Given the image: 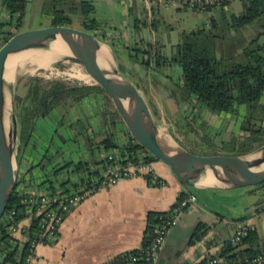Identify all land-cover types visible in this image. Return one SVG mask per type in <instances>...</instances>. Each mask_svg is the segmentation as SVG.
<instances>
[{"label": "trees", "instance_id": "trees-1", "mask_svg": "<svg viewBox=\"0 0 264 264\" xmlns=\"http://www.w3.org/2000/svg\"><path fill=\"white\" fill-rule=\"evenodd\" d=\"M49 1V0H48ZM50 24L70 25L71 17L68 12L80 13L81 28L103 35L102 22L95 16V4L92 0H50ZM151 10L159 0H150ZM232 0H171L180 7L193 10L209 11L221 8L222 15L218 18L210 16L207 22L199 24L190 30H183L178 41L173 45L169 54H165L159 42L139 40L128 47L132 61H138L146 69L155 74L167 73L173 79L171 69L178 67L180 73L176 80H172L171 94L181 92V98L187 104V112L170 118L169 130L179 142L189 150L197 153L209 154H242L264 143V0H239L241 10L237 13H226L224 8ZM2 6L7 11V19L0 17V45L14 32L23 28L24 16L27 11L28 0H2ZM62 5V6H59ZM134 20L135 28L145 24ZM14 27L12 32L5 26ZM139 25V26H138ZM153 29L156 28L151 21ZM57 65H61L57 63ZM23 94L14 91L13 109L17 121L16 158L21 165V156L26 147H31V135L34 124L38 119H44L54 113L58 106L80 103L92 96L96 97L103 119V128L94 135L87 133V127L77 118L68 126L81 134L87 149L93 145H100L102 156L95 160L86 161L79 155L70 157L81 147L67 148L62 144L72 140L61 136V145L53 146L52 136L42 148L39 161L31 160L29 165L19 172L17 186L20 182L31 186H38L45 192L55 193L62 187L66 190L70 178H58L65 171H73L84 175L94 165L103 162L104 154L115 149L127 155L128 160L145 161L157 160L143 146L136 143L125 128L116 112L108 94L103 87L96 83L65 80L61 78L45 79L38 75L27 78L23 85ZM212 114L225 116L230 114L237 123V133L226 128L212 127L201 109ZM151 111H156L151 105ZM66 125L63 118H59L55 133ZM126 133L127 139L120 140L119 133ZM180 135V136H179ZM51 138V139H50ZM180 138V139H179ZM184 141V142H182ZM34 146V145H33ZM74 149V150H73ZM66 151V152H65ZM117 152H113L115 155ZM95 157V156H94ZM93 162V163H92ZM27 185V186H28ZM12 193L5 215L0 219V252L4 253V264H23L27 253L28 240L22 241L9 233V225L24 219L28 206L19 201L18 188ZM264 187V182L250 186V191ZM191 192H180L177 201ZM262 209L257 207L256 212ZM165 213L149 212L147 224L140 248L127 251L119 256V260L126 262L129 255H141L153 238V228L159 216ZM10 215V217H9ZM245 218L242 217L241 219ZM39 215H33L28 227L29 234L38 224ZM207 224L199 222L194 229L191 242L201 238L207 229ZM29 237V236H28ZM264 251V238L260 237L254 227L248 229L236 243L227 241L218 258L219 264H239L258 252ZM118 260V261H119ZM136 264H146L139 259ZM199 264V263H198Z\"/></svg>", "mask_w": 264, "mask_h": 264}, {"label": "crops", "instance_id": "crops-1", "mask_svg": "<svg viewBox=\"0 0 264 264\" xmlns=\"http://www.w3.org/2000/svg\"><path fill=\"white\" fill-rule=\"evenodd\" d=\"M145 1L148 3L146 6H149L150 13L154 14L151 10V1ZM103 2L105 9H99V3L95 2L96 12L99 10V20L103 24L102 38L112 49L122 73L135 83L150 109L152 105L156 111L155 119L169 130L170 118L187 112V104L181 98V92L171 94L172 79L168 74H164V71L167 73L170 69L155 74L138 61H132L127 49L132 43L143 39L159 42L162 50L168 55L182 31L175 29L190 30L207 22L212 15L219 18L222 9L197 11L180 7L177 2L171 0H159L154 7L161 20L156 29L152 28L149 17L148 20L144 19L146 23L143 26L138 25L139 27L135 28L133 23L138 17L135 14L131 15L126 0ZM233 2L235 0L224 8L226 13H237L241 10L239 0L237 4ZM170 10H174L171 15ZM136 13L140 14L138 11ZM186 13H191L193 18L190 27H184L182 23L180 26L173 25L178 19L183 22ZM117 15H119L117 20H107V17L115 18ZM7 16V11L0 5L1 19H7ZM9 28L7 25L2 31ZM14 30V27L9 29L10 32ZM201 112L209 120L210 126L230 129L233 133L238 132L237 123L230 114L219 116L204 108ZM59 118H63L66 125L58 130L59 133H55ZM77 118L87 127L89 135H94L103 128L96 97L92 96L76 104L58 106L53 114L45 117L52 128L50 136L53 139V146L62 144L61 136L65 135L68 139L74 137L75 144L68 140L62 146L67 148V152L71 151V148L81 149L75 151V154L70 152L68 158H78L80 155L84 160L92 159L94 162L102 156L103 149L96 144L93 145V149L86 148L81 134H77V130L68 126ZM118 136L123 141L128 138L124 132ZM41 154L42 148L38 149L33 145L26 147L21 156L18 172H22L31 160H36ZM153 166L156 173L165 181L163 186L155 185L143 176H136L120 179L112 186L97 190L67 212L59 226L57 238L39 245L31 264H125L119 260V256L140 248L148 213L167 211L183 191L193 193L196 200L182 211L166 234L155 264H198L208 256H219L225 243L240 224L251 225L259 236L264 238V187L252 192L250 186L236 188H220L205 184L188 186L177 178L168 164L157 159L153 161ZM259 206L262 209L256 212ZM244 216L245 218L241 219ZM199 222L207 224L208 228L201 238L191 242L194 229ZM15 237L23 238L17 233ZM3 258L4 253L0 252V264H4Z\"/></svg>", "mask_w": 264, "mask_h": 264}, {"label": "water", "instance_id": "water-1", "mask_svg": "<svg viewBox=\"0 0 264 264\" xmlns=\"http://www.w3.org/2000/svg\"><path fill=\"white\" fill-rule=\"evenodd\" d=\"M32 49L62 51L78 60L85 71L92 73L94 82L104 88L135 142L168 164L182 183L236 188L264 182V167L253 170L264 156V143L242 154H203L189 150L155 119L143 94L122 73L112 49L102 36L71 25L49 24L21 29L0 45V219L19 175L13 95H7L3 74L11 54ZM183 170L188 176L183 175Z\"/></svg>", "mask_w": 264, "mask_h": 264}, {"label": "built area", "instance_id": "built-area-1", "mask_svg": "<svg viewBox=\"0 0 264 264\" xmlns=\"http://www.w3.org/2000/svg\"><path fill=\"white\" fill-rule=\"evenodd\" d=\"M1 1L0 5L2 4ZM115 151L117 153L113 155ZM115 151L104 154L103 162L94 165L84 175L72 170L58 175V178L68 177L71 179L66 190L60 187L52 194L51 192L41 190L36 185L31 186L23 182H20L18 186L16 184L19 192V201L28 206L26 210L27 215L17 223L9 225L8 229L9 233L14 236L16 233L21 235L23 237L20 239L21 242L28 240L27 253L23 264H31L36 253V248L57 238L59 226L67 212L97 190L112 186L120 179L136 176H143L158 186L165 184V181L156 173L152 161H145L140 158L135 162L128 160L127 155L119 153L116 149ZM195 200L196 196L193 193H189L186 197L176 201L171 208L160 215L158 222L153 228V238L148 247L145 250H140L141 255H129L128 260L124 263L136 264L139 259H143L146 264H155L166 234L176 223L182 211L191 206ZM33 215H39L40 219L35 229L29 234L28 227ZM3 217L7 218V214H4L1 219ZM251 227V225L240 224L233 231L229 240L236 243L246 235L248 229ZM221 261L222 259L217 256H208L200 261L199 264H219ZM239 264H264V251L245 258Z\"/></svg>", "mask_w": 264, "mask_h": 264}, {"label": "rangeland", "instance_id": "rangeland-1", "mask_svg": "<svg viewBox=\"0 0 264 264\" xmlns=\"http://www.w3.org/2000/svg\"><path fill=\"white\" fill-rule=\"evenodd\" d=\"M28 1L29 2H28V6H27V11H26V18L24 19L22 29L42 27V26L49 25L51 23V18H50V15L47 14V11L51 10V8H52L51 1L50 0L49 1L48 0H28ZM76 1L78 2L79 0H76ZM93 2H94V4H95V2L99 3V9H102V8L105 9L103 0H94ZM126 3L128 4V10L131 13V15H134V14L137 15V17H138L137 19L139 20L138 23H142V21H144V19L148 20V17L150 18V22L151 21L154 22L156 26L161 21V20H159L157 13H154V14L150 13L149 6H146L148 3H146L145 0H142L141 3L138 2L137 0H135L134 2L132 0H126ZM233 3L237 4L239 2H238V0H235V2H233ZM234 4H233V6H234ZM59 6H62V5H59ZM144 8H145V10H144ZM98 11L99 10H97V12H96V6H95V13L94 14L98 19H100ZM137 11L140 14H137L136 13ZM163 11L165 12V10H163ZM173 12H174V10H170V15L173 14ZM67 13H69L70 14L69 16L71 17L70 25L73 27L81 28V21H80L81 15H80V13L78 11H75V12H68L67 11ZM170 15H168V17ZM118 16L119 15L115 16V18L114 17H107L108 18L107 20L108 21L109 20H117ZM184 16H185V19L183 20V22H182V20L180 21L178 19V21L173 22V25H175V26L179 25L180 26V24L182 23V25L184 27H190L192 22H193V18L191 16V13H186ZM121 18H122V16H121ZM131 19H132V17H131ZM183 29L184 28H182V29L179 28V29H175V30H182L183 31ZM184 30H186V29H184ZM180 33H179V35H180ZM178 39H179V37H178ZM19 53L20 52L11 54L7 62L12 61V59L15 58L16 55ZM57 63H60L61 65L60 66L57 65ZM14 69L15 70H13V75H14L13 81L10 83H7V90L9 92V96H10V94H13L14 91L16 92V94L22 95L23 89H24V87H23L24 83L26 82L28 77L33 76V75H38V76H41L45 79L61 78V79H65V80L80 81V82L89 83V84L95 83L93 79L85 80L84 77L77 75L80 73L81 74H87V72L85 71V69L83 68V65L78 60H76L70 56H66V55H62V57L60 56L59 59H57L56 61H54L52 63L51 67H48L45 69L44 68H37L31 73L26 72V67L22 66V65L15 66ZM171 75L173 77L172 80L177 79L178 67H173L171 69ZM162 125H163V127L166 128V126L164 124H162ZM50 135H52V128L49 126V121L46 120L45 118L44 119H38L37 124H34V126H33V131H32V135H31V140H33L32 144L35 146V148L37 147L38 149H41V148H43L44 144L47 143V140L45 141V139H48ZM182 142H184V141H182ZM39 157H40V155H39ZM37 161H39V158H37L34 162H37Z\"/></svg>", "mask_w": 264, "mask_h": 264}, {"label": "bare ground", "instance_id": "bare-ground-1", "mask_svg": "<svg viewBox=\"0 0 264 264\" xmlns=\"http://www.w3.org/2000/svg\"><path fill=\"white\" fill-rule=\"evenodd\" d=\"M66 52L62 51H52V50H43V49H32V50H24L16 55L15 58H11L12 61L6 62L4 74H3V85L9 97V92L7 90V83L13 81V70L15 66L22 65L26 67V72H33L37 68H48L51 67L52 63L59 59L62 55H65ZM82 58L83 55H82ZM10 59V60H11ZM8 61V60H7ZM84 68V67H83ZM76 71V70H75ZM87 72V71H86ZM76 74V73H75ZM91 74V75H90ZM87 74H77L81 77H84L85 80L92 79V73ZM9 106V104H7ZM9 126H11V121L9 122ZM163 131V129H161ZM167 130V129H166ZM264 167V156H262L259 161L255 164L253 170H260ZM183 175L188 176V172L186 170L182 171Z\"/></svg>", "mask_w": 264, "mask_h": 264}]
</instances>
